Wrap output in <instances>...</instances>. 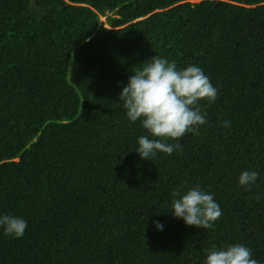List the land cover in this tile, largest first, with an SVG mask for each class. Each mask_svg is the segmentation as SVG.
I'll list each match as a JSON object with an SVG mask.
<instances>
[{
	"label": "trees",
	"instance_id": "16d2710c",
	"mask_svg": "<svg viewBox=\"0 0 264 264\" xmlns=\"http://www.w3.org/2000/svg\"><path fill=\"white\" fill-rule=\"evenodd\" d=\"M157 55L201 68L218 97L151 161L138 138H158L119 97ZM197 185L221 208L213 229L170 210ZM3 215L27 228L0 226V264H206L234 244L264 264V0H0Z\"/></svg>",
	"mask_w": 264,
	"mask_h": 264
},
{
	"label": "clouds",
	"instance_id": "9594fccd",
	"mask_svg": "<svg viewBox=\"0 0 264 264\" xmlns=\"http://www.w3.org/2000/svg\"><path fill=\"white\" fill-rule=\"evenodd\" d=\"M217 97V89L201 68L191 65L177 70L174 61L169 62L157 55L129 77L119 100L131 122L139 120L152 137L158 138L150 139L148 135L138 138L136 152L142 159L152 161L158 152L171 155L175 149L182 148L179 143L182 138L206 125L208 121L201 112L199 102L206 100L211 104ZM223 126L229 127L230 122L224 121ZM170 139L177 143L169 144L167 141ZM258 177L257 171H243L239 176V184L250 191ZM171 195L173 200L170 210L174 217L183 219L188 226L213 229L222 215L214 195L203 191L199 185L191 187L183 195L179 189L173 190ZM156 225L158 229H163L158 221ZM0 226L4 228L5 234L22 238L27 221L3 215L0 216ZM206 264H258V261L252 258L249 248L234 244L220 250L213 246L208 250Z\"/></svg>",
	"mask_w": 264,
	"mask_h": 264
},
{
	"label": "rangeland",
	"instance_id": "374dc122",
	"mask_svg": "<svg viewBox=\"0 0 264 264\" xmlns=\"http://www.w3.org/2000/svg\"><path fill=\"white\" fill-rule=\"evenodd\" d=\"M100 20H101V23H103V24H105V25L107 24V23H106V17H101ZM106 26H107V25H106Z\"/></svg>",
	"mask_w": 264,
	"mask_h": 264
}]
</instances>
